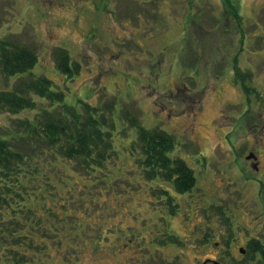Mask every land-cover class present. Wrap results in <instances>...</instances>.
Wrapping results in <instances>:
<instances>
[{
	"label": "rangeland",
	"instance_id": "1",
	"mask_svg": "<svg viewBox=\"0 0 264 264\" xmlns=\"http://www.w3.org/2000/svg\"><path fill=\"white\" fill-rule=\"evenodd\" d=\"M232 1L240 24L225 0H0V39L35 50L31 74L52 80L67 104L97 106L116 125V152L101 169L60 163L52 174L56 185L30 203L65 205L63 228L53 219L59 237L50 232L38 255L42 264H136L147 247L159 255L154 264H164L162 256L196 264L192 252L203 250L206 237L264 245V0ZM60 49L82 66L73 79L56 66ZM236 59L252 75L248 94L235 80ZM13 82L0 73V90ZM127 113L175 138L172 156L196 176L190 193L145 180L131 150L138 131ZM34 115L0 113V132ZM250 151L259 158L258 171L246 161ZM159 188L175 197L176 216L168 215ZM168 234L182 244L158 246ZM249 259L261 264L260 254Z\"/></svg>",
	"mask_w": 264,
	"mask_h": 264
},
{
	"label": "trees",
	"instance_id": "2",
	"mask_svg": "<svg viewBox=\"0 0 264 264\" xmlns=\"http://www.w3.org/2000/svg\"><path fill=\"white\" fill-rule=\"evenodd\" d=\"M225 3L228 13L240 24L239 8L232 0ZM37 63L38 55L32 47L0 39V73L15 78L10 89L0 90V113H35L32 120L19 119L13 130L0 132V264H42L38 255L50 237L48 234L59 237L53 219L57 218L63 228L65 205L58 209V205L51 207L44 199L45 207L38 209L30 203L44 197L43 188L50 191L46 187L56 185L52 174L61 169L60 163L93 171L101 169L116 152V125L112 118L85 101H80L78 107L67 104L65 92L57 89L52 80L31 74ZM237 63L236 59V80L250 93L253 88L247 83L252 75L242 72ZM56 66L70 79L82 71L81 64L72 63L64 49L58 53ZM28 73L31 77L25 78ZM45 102L47 105L43 106ZM126 118L138 131L131 150L139 154L145 180L171 182L178 194L192 191L197 184L194 171L183 159L171 154L176 147L175 138L161 129H146L130 113ZM157 190L169 214L176 215L179 206L175 197L168 189ZM157 240L159 246L182 244L172 234ZM154 255L147 247L136 256V264H143L144 259L154 264ZM176 259L164 264H177L179 258Z\"/></svg>",
	"mask_w": 264,
	"mask_h": 264
},
{
	"label": "flooded vegetation",
	"instance_id": "3",
	"mask_svg": "<svg viewBox=\"0 0 264 264\" xmlns=\"http://www.w3.org/2000/svg\"><path fill=\"white\" fill-rule=\"evenodd\" d=\"M253 153V152H249ZM256 155V153H255ZM257 156V155H256ZM250 166L254 168L255 171H258L260 169L259 165V158L257 157L256 160H249L248 161ZM252 217V216H251ZM227 236V235H225ZM229 236V235H228ZM221 237V236H219ZM251 239V238H250ZM249 238H240V239H233L231 237L225 238L226 244L224 245L223 242H220L221 239L218 238V240H213L211 237H206L205 242L202 244L203 246H199V248L203 249L202 251H194L192 254H194V258L196 261V264H204L207 262V264H214V262L218 264H223L224 262L228 261V264H247L246 259H251L257 257L258 254L261 255V260L264 255V245L261 243H253L252 240ZM245 240V242H242ZM211 248H215L217 251L215 252L216 257H210L208 256L207 252ZM221 254H219V251ZM252 255V258H251Z\"/></svg>",
	"mask_w": 264,
	"mask_h": 264
},
{
	"label": "water",
	"instance_id": "4",
	"mask_svg": "<svg viewBox=\"0 0 264 264\" xmlns=\"http://www.w3.org/2000/svg\"><path fill=\"white\" fill-rule=\"evenodd\" d=\"M253 158V155H250L247 157L248 160L252 159ZM215 264H218V263H215Z\"/></svg>",
	"mask_w": 264,
	"mask_h": 264
}]
</instances>
